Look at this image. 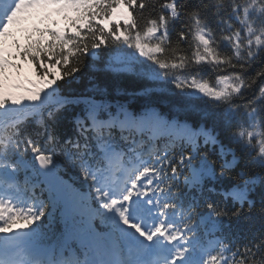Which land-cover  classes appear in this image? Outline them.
<instances>
[{"label": "snow or ice", "instance_id": "1", "mask_svg": "<svg viewBox=\"0 0 264 264\" xmlns=\"http://www.w3.org/2000/svg\"><path fill=\"white\" fill-rule=\"evenodd\" d=\"M0 264H264V0H0Z\"/></svg>", "mask_w": 264, "mask_h": 264}, {"label": "trees", "instance_id": "2", "mask_svg": "<svg viewBox=\"0 0 264 264\" xmlns=\"http://www.w3.org/2000/svg\"><path fill=\"white\" fill-rule=\"evenodd\" d=\"M37 14H42V11L37 12L32 14L33 17L30 18L31 22L26 23V21H23L22 24H20L19 26H14L13 29L11 30L13 33V36H10L7 41L4 44V47L6 49L11 50V44H12V39H16L17 41H19L21 44H24L25 41V37L30 34L32 32V30L35 27H45V26H49L52 27L53 29H65L68 21L64 18V14L63 13H56L54 15H50V17L48 19H44V21H37L36 20V15ZM70 16H75L76 13H69ZM113 15H118L119 18H117L114 21H110L108 18H110ZM127 15V10H126V6H117V10L114 11L109 17H98L96 20V23H102L104 22V20H108L107 24L109 26L113 25V24H123L124 22V17ZM107 18V19H106ZM47 23V24H46ZM21 25H23L22 27H20ZM20 27V28H19ZM23 67V76L22 78H26V79H30L31 81L34 82L35 87H43V82L39 80V78L37 77L35 71L33 70L32 66L28 63H24L22 65ZM59 70V66L57 67V69L53 70V71H58ZM26 86H30V85H26ZM47 90V89H45Z\"/></svg>", "mask_w": 264, "mask_h": 264}, {"label": "rangeland", "instance_id": "3", "mask_svg": "<svg viewBox=\"0 0 264 264\" xmlns=\"http://www.w3.org/2000/svg\"><path fill=\"white\" fill-rule=\"evenodd\" d=\"M117 18H119V16L118 15H113V16H111L110 18H108L110 21H114V20H116ZM107 19V18H106ZM104 22H108V20H104Z\"/></svg>", "mask_w": 264, "mask_h": 264}]
</instances>
